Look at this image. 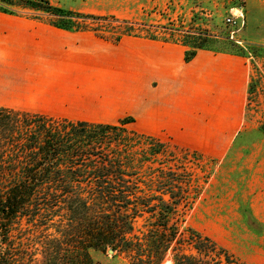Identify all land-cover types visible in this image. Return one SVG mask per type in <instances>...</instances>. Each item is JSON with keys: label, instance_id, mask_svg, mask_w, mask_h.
<instances>
[{"label": "trees", "instance_id": "1", "mask_svg": "<svg viewBox=\"0 0 264 264\" xmlns=\"http://www.w3.org/2000/svg\"><path fill=\"white\" fill-rule=\"evenodd\" d=\"M0 5L5 14L11 12L3 6L43 11L58 18L53 26L64 31L84 18L47 2ZM192 49L185 62L204 47ZM130 121L73 123L0 107V264H99L92 253L109 249L130 264H162L167 256L170 264H236L185 222L190 191L198 188L192 174L182 161L175 168L146 169L161 156L175 159V153L154 137L128 131ZM258 130L264 135V122ZM128 135L138 143L134 151ZM141 138L147 150L138 149ZM22 220L52 231L40 242V262L15 241Z\"/></svg>", "mask_w": 264, "mask_h": 264}, {"label": "rangeland", "instance_id": "2", "mask_svg": "<svg viewBox=\"0 0 264 264\" xmlns=\"http://www.w3.org/2000/svg\"><path fill=\"white\" fill-rule=\"evenodd\" d=\"M31 1L40 2L43 7L47 2L52 7L84 16L75 19L73 30L67 31L70 35H66L64 40H55L56 37L53 40L64 41L65 46L77 44V48L81 46V52L87 46H108L104 60L111 66L105 72L112 83H118L120 78L123 81L125 61L136 59V43L142 40L178 44L185 47V52H192L193 46L202 45L204 51L233 55L245 61L249 80L242 123L232 139L187 140L183 138L186 124L168 128L155 124L156 132L142 133L143 125L136 117V110L125 112L122 100L113 97L97 102H80L84 109L74 111L90 116H81L77 112L69 120L73 123L79 120L102 121L115 126L122 120H131L126 125L128 131L151 136L164 143L168 152L175 153V159L161 156L155 162L147 163L146 169L163 167L166 170L175 168L173 166L182 161V166L192 174V184L198 188L190 191L192 206L185 215L186 224L225 249L234 257L236 264H264V135L258 130L264 122V0ZM3 7L11 13L0 12V29L8 31L15 28L17 25L13 23L18 21L52 26L58 20L43 11ZM231 8H239L242 12V18L233 26L225 24ZM18 56L8 55L10 59ZM3 70L13 73V77L22 78L24 74V69L15 65L12 69L7 67ZM123 88L122 84L121 90ZM24 104V100L19 98L14 108L8 109L39 115L50 112V108L45 104L41 106L39 102L29 107ZM93 113L107 115H91ZM124 138L131 140L128 145L132 148L138 146L131 135ZM144 140L141 138L138 149L147 150ZM182 156L184 159L178 160ZM146 169L143 168V175L148 173ZM144 177L141 182H144ZM42 224L37 221V229H34L31 224L27 227L28 224L22 220V231L15 234V241L21 240L24 250L38 262L42 260L40 242L52 233L41 229ZM18 227L16 224L15 229ZM113 256L114 253H92L93 260L99 264H130L124 255ZM168 260L171 261L167 256L162 264Z\"/></svg>", "mask_w": 264, "mask_h": 264}, {"label": "crops", "instance_id": "3", "mask_svg": "<svg viewBox=\"0 0 264 264\" xmlns=\"http://www.w3.org/2000/svg\"><path fill=\"white\" fill-rule=\"evenodd\" d=\"M13 24L11 31L0 29V107L14 108L22 98L25 107L39 102L50 108L42 115L71 121L77 112L90 116L74 111L84 109L80 102L113 97L122 100L125 112L136 110L142 133L156 132L155 124H186L184 139L204 141L232 139L240 130L249 80L241 57L200 50L185 62L184 46L142 40L136 43V59L125 61L123 81L112 83L105 72L111 66L104 60L108 46H87L81 52L77 44L53 40H64L70 32L31 21ZM14 65L24 69L22 78L3 70Z\"/></svg>", "mask_w": 264, "mask_h": 264}, {"label": "built area", "instance_id": "4", "mask_svg": "<svg viewBox=\"0 0 264 264\" xmlns=\"http://www.w3.org/2000/svg\"><path fill=\"white\" fill-rule=\"evenodd\" d=\"M233 1H240V0H233ZM242 18V12L239 8H231L229 10V15L225 19V24L229 26H233L236 22Z\"/></svg>", "mask_w": 264, "mask_h": 264}, {"label": "water", "instance_id": "5", "mask_svg": "<svg viewBox=\"0 0 264 264\" xmlns=\"http://www.w3.org/2000/svg\"><path fill=\"white\" fill-rule=\"evenodd\" d=\"M107 254H108V255H112V254H113V251H112L111 249H109V250L107 251ZM165 262H166V261H165ZM165 262H164V263H165ZM164 263H163V264H164Z\"/></svg>", "mask_w": 264, "mask_h": 264}, {"label": "bare ground", "instance_id": "6", "mask_svg": "<svg viewBox=\"0 0 264 264\" xmlns=\"http://www.w3.org/2000/svg\"><path fill=\"white\" fill-rule=\"evenodd\" d=\"M165 264H170V261H169V260H168V261H166V262H165Z\"/></svg>", "mask_w": 264, "mask_h": 264}]
</instances>
